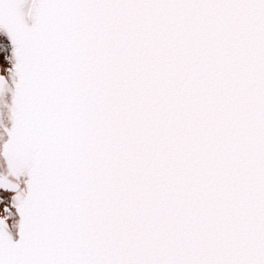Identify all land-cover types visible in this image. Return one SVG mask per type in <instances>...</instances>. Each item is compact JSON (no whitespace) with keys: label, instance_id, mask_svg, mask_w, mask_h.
<instances>
[{"label":"snow or ice","instance_id":"snow-or-ice-1","mask_svg":"<svg viewBox=\"0 0 264 264\" xmlns=\"http://www.w3.org/2000/svg\"><path fill=\"white\" fill-rule=\"evenodd\" d=\"M0 264H264V0H0Z\"/></svg>","mask_w":264,"mask_h":264}]
</instances>
